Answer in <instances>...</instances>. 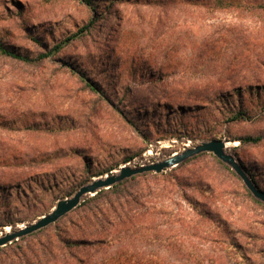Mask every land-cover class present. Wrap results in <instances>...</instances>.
I'll list each match as a JSON object with an SVG mask.
<instances>
[{"label": "rangeland", "instance_id": "374dc122", "mask_svg": "<svg viewBox=\"0 0 264 264\" xmlns=\"http://www.w3.org/2000/svg\"><path fill=\"white\" fill-rule=\"evenodd\" d=\"M89 1L0 0L4 45L35 56L71 38L40 64L0 56V232L93 177L212 139L264 192V142L240 144L264 136V92L246 91L264 88V0ZM162 175L110 198L140 216L98 262L264 264V204L229 167L201 154ZM84 210L1 248L0 264H62L50 253Z\"/></svg>", "mask_w": 264, "mask_h": 264}, {"label": "trees", "instance_id": "16d2710c", "mask_svg": "<svg viewBox=\"0 0 264 264\" xmlns=\"http://www.w3.org/2000/svg\"><path fill=\"white\" fill-rule=\"evenodd\" d=\"M217 1L219 3L221 2V0ZM86 4L90 6L92 5V2L88 0ZM73 37H75V35ZM69 41H71V38H67L63 42L52 46L48 51L39 53L35 56L21 53L0 42V56L24 64H40L51 56L59 53ZM80 78L90 91L95 93L99 92V88H97V86L90 80L84 78L82 75H80ZM251 88V86L246 87V91H255L257 96H261V91L264 92V88L254 90ZM235 91L236 95H240L243 90L237 89ZM181 109L183 110V108ZM243 116V113L236 112L232 121L243 119ZM263 142L264 136H247L240 140V144L256 145ZM132 159L133 157H128L125 162H131ZM162 176L164 177L165 175L156 176L153 174H145L137 176L126 180L121 184L115 185L108 190H102L95 196L83 202L79 208L84 207V214L79 218L77 224H72L76 228V236H68L67 238H63L62 241L59 240V242L62 243L61 246L57 245L56 253L52 252L50 255L53 258H58L62 264H93V262H96V264H129L127 257H123L119 263H117V260L115 259H102L99 262L97 261L98 257H102V254L111 248L113 245V237L118 233L127 234L133 229L135 226L134 222H136L140 216L137 212L129 215L133 199L124 202H117V205H114L110 198L114 197L119 199L123 196L126 197L129 185L132 186V184L136 183L138 180H158ZM101 202H106L108 204L106 210L101 207ZM23 240L24 239L20 241Z\"/></svg>", "mask_w": 264, "mask_h": 264}, {"label": "water", "instance_id": "95a60500", "mask_svg": "<svg viewBox=\"0 0 264 264\" xmlns=\"http://www.w3.org/2000/svg\"><path fill=\"white\" fill-rule=\"evenodd\" d=\"M227 143L222 139L198 142L196 145L186 147L180 153H174L162 160L150 164H141L138 167L124 164L108 174L93 177L80 186L71 197L57 201L49 213L40 216L29 224H22V227L9 226L8 231L3 230L0 232V249L56 224L77 209L86 198L93 197L102 190H108L137 176L145 174L162 175L201 154H212L222 164L229 167L241 180L252 197L264 204V192L251 180L238 160L229 154L228 148H226Z\"/></svg>", "mask_w": 264, "mask_h": 264}, {"label": "bare ground", "instance_id": "6f19581e", "mask_svg": "<svg viewBox=\"0 0 264 264\" xmlns=\"http://www.w3.org/2000/svg\"><path fill=\"white\" fill-rule=\"evenodd\" d=\"M229 146H230V144L229 143H227L226 144V148H229ZM150 153H148V155H149ZM18 227H22V225H18ZM9 230V227H6L5 228V231H8Z\"/></svg>", "mask_w": 264, "mask_h": 264}]
</instances>
